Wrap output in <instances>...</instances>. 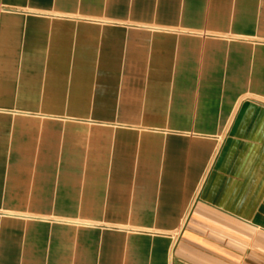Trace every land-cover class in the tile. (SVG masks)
I'll return each instance as SVG.
<instances>
[{
	"label": "crops",
	"instance_id": "0c3cea01",
	"mask_svg": "<svg viewBox=\"0 0 264 264\" xmlns=\"http://www.w3.org/2000/svg\"><path fill=\"white\" fill-rule=\"evenodd\" d=\"M0 264H264V0H0Z\"/></svg>",
	"mask_w": 264,
	"mask_h": 264
}]
</instances>
